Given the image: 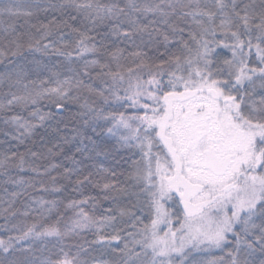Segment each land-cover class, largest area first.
Returning a JSON list of instances; mask_svg holds the SVG:
<instances>
[{"label":"snow or ice","instance_id":"6c2138e0","mask_svg":"<svg viewBox=\"0 0 264 264\" xmlns=\"http://www.w3.org/2000/svg\"><path fill=\"white\" fill-rule=\"evenodd\" d=\"M0 126V264H264V0H0Z\"/></svg>","mask_w":264,"mask_h":264},{"label":"trees","instance_id":"16d2710c","mask_svg":"<svg viewBox=\"0 0 264 264\" xmlns=\"http://www.w3.org/2000/svg\"><path fill=\"white\" fill-rule=\"evenodd\" d=\"M3 126H0V130H2ZM5 140V137L3 135H0V141ZM9 143H14L12 141H9ZM7 145H3L0 144V150H2L4 147H6ZM21 151H23V148H21ZM20 175L24 176L25 178H28L30 175H32L31 173H21ZM4 178L0 177V181H2ZM4 187H7L9 192L15 190L13 185H4L2 183H0V200H7L9 199V197L6 195V193L3 191ZM93 194H95V190H92ZM30 194L32 197H40V196H44L45 198H51L50 196H48L47 194L43 193V192H39V191H31L30 190ZM85 194H88L87 192ZM73 195H77V194H73ZM77 198H79L77 196ZM28 201V198L25 196H21L16 200V204L15 207L17 209H20L21 211H23L24 208V204ZM6 205L0 203V209H2L3 207H5ZM105 206H107L105 204ZM18 219H23V217H19ZM4 223V219L2 216H0V225H2ZM6 234L0 230V236H5Z\"/></svg>","mask_w":264,"mask_h":264}]
</instances>
